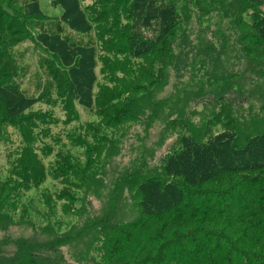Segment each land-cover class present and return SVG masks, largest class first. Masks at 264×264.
<instances>
[{"label":"trees","instance_id":"1","mask_svg":"<svg viewBox=\"0 0 264 264\" xmlns=\"http://www.w3.org/2000/svg\"><path fill=\"white\" fill-rule=\"evenodd\" d=\"M41 1L16 0L12 6L17 11L32 7L33 14H38ZM45 1L53 7L60 3ZM73 1L76 11L65 9L62 18H28V30L41 37L48 48L28 39L23 31L16 33L23 27L18 19L9 18L1 42V60L9 73L0 78L6 77L11 84L0 83V105L2 110L10 109V115L26 111L27 104L41 103L64 86L73 88V69L62 50L89 54L85 60L92 71L89 78L102 69L103 60L98 63L97 59L103 54L101 39L88 19L92 9L86 15L82 13L86 0ZM231 1L240 8L238 18L222 9V0H133L124 10L125 17L118 19L120 25L129 23L141 31L131 39L129 58L141 60L166 42L169 48L179 50L181 64L190 71L191 80L199 83L197 89L189 90L185 103L199 102L202 109H187V115L198 123L192 125L187 119L192 127L175 149L159 166L141 175L139 186L131 193L137 217L124 226L115 219L116 214L100 222L101 235L112 242L105 251H93L92 244L90 251L70 253L76 264H90L92 258L101 264H264V87L260 74L251 69V40L247 37L256 34L264 41V12L256 0ZM212 12L231 20L235 32L221 34L217 27L209 29ZM192 14L197 27L191 25ZM233 34L239 43L233 48L238 66L230 73L224 70L222 55ZM54 43L60 47L57 55ZM103 46L110 58V46ZM73 98L92 107L86 88L83 93L75 92ZM248 101L246 111L244 103ZM44 120L37 118L36 122L44 128ZM58 140L61 143L56 147L65 155V141L62 136ZM191 224L197 225L190 228ZM47 245L57 247L54 241L42 245L27 239L17 241L14 251H3L5 242H0V264H60L58 251H42ZM108 254L113 260L104 263L100 255Z\"/></svg>","mask_w":264,"mask_h":264},{"label":"rangeland","instance_id":"2","mask_svg":"<svg viewBox=\"0 0 264 264\" xmlns=\"http://www.w3.org/2000/svg\"><path fill=\"white\" fill-rule=\"evenodd\" d=\"M15 2L0 0V77L9 73L8 65L1 60L4 54L1 42L6 37L3 32L7 31L10 17L18 19L23 27L16 33L23 31L28 39L48 48L41 37L28 30V18H62L65 9L68 13L76 11L73 0H60L57 7L42 0L38 14H33L32 7L15 10L12 6ZM131 2L133 0H86L88 5L83 7L82 13L87 15L88 9H92L88 19L101 39L103 51L97 57L98 63L103 60L102 69H98L95 78H89L92 71L85 62L88 53L62 50L73 69V88L64 86L41 103L27 104L26 111L17 115H10L12 111L7 107L2 110L0 105V242H5L3 251H14L17 241L27 239L42 245L54 241L56 249L47 245L42 251H58L62 257L60 264H76L70 253L90 251L92 244L93 251H105L112 240L101 235L102 230L97 225L115 214V219L123 226L137 217L131 193L139 186L141 175L159 166L182 136L198 123L197 118L187 115V109L202 107L199 102L185 103V100L189 90L197 89L199 83L191 80L177 48H169L166 42L163 46L156 45L159 47L141 60L129 58L131 39L141 31L129 23L120 25L118 19L125 17L122 15ZM254 3L264 12V0ZM221 7L239 17L240 8L233 1L222 0ZM208 19H211L208 23L211 30L217 27L221 34L235 32L228 18H219L212 12ZM190 21L197 27L196 15L192 14ZM247 37L251 40V69L260 74L264 87V41L256 34L254 37L248 33ZM106 44L110 46V58L106 56L108 50L103 48ZM226 44L222 65L231 73L238 66L233 48L239 43L233 34ZM53 46L55 53H52L57 55L60 47L56 48L55 43ZM214 67L215 63L210 66V72ZM0 83L11 84L6 77L0 78ZM85 88L90 92V108L73 98L75 92L83 93ZM144 96L148 99H141ZM244 104L247 111L249 101ZM37 118L45 119L43 124L47 126L43 128L42 123L36 122ZM187 119L192 120L191 126ZM59 136L65 141L62 144L65 155L56 147L61 143ZM100 256L104 263L113 260L109 254ZM90 264L101 263L92 258Z\"/></svg>","mask_w":264,"mask_h":264}]
</instances>
